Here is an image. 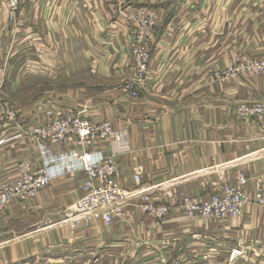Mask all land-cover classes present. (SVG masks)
I'll list each match as a JSON object with an SVG mask.
<instances>
[{
  "label": "crops",
  "instance_id": "crops-1",
  "mask_svg": "<svg viewBox=\"0 0 264 264\" xmlns=\"http://www.w3.org/2000/svg\"><path fill=\"white\" fill-rule=\"evenodd\" d=\"M142 8L157 25L150 77L133 99L122 89L133 77L123 15ZM263 10L264 0H22L10 23L0 3V101L18 109L16 124L0 123V139H11L0 145V184L15 181L23 162L43 166L40 147L19 136L45 121L44 105L111 122L123 143L104 141L93 154L115 156L124 188L148 190L140 200L170 210L154 221L137 199L112 226H74L66 221L86 175H57L35 199L4 210L0 264H215L219 248L228 263L238 250L235 263L264 264V206L251 203L242 221L220 223L182 208L184 198L210 197L215 181L240 174L250 197L264 192V126L238 116L242 104H264V76L213 78L239 55L264 56ZM46 77L65 87L37 91L39 82V97L22 101L25 87ZM72 149L81 150L69 143L51 152Z\"/></svg>",
  "mask_w": 264,
  "mask_h": 264
},
{
  "label": "built area",
  "instance_id": "built-area-1",
  "mask_svg": "<svg viewBox=\"0 0 264 264\" xmlns=\"http://www.w3.org/2000/svg\"><path fill=\"white\" fill-rule=\"evenodd\" d=\"M127 0H120L126 4ZM4 4L8 20L16 23L17 12L22 0H0ZM264 22V10L261 13ZM123 19L132 28L130 56L133 63V77L124 86L126 94L133 99L140 95V88L150 77L152 62V45L156 35L157 19L154 11L142 8L126 13ZM264 76V56L255 58L239 55L223 70L213 74L216 81L223 83L238 80L242 77ZM37 112L45 117V121L25 131L19 137H25L40 147L44 157L43 166L34 169L28 162L19 166V176L13 182L0 184V217L10 203H25L35 199L49 187L57 175L81 170L86 179L83 183L84 195L75 203L72 218L66 222L74 226L81 222L98 221L105 226H112L115 219L124 215L130 203L135 202L148 190L126 189L121 184L122 166L115 156L100 157L91 151L104 141L113 140L122 144L124 135L116 131L109 121H95L82 113H69L61 109L45 108L40 105ZM238 116L243 120H251L264 126V104H242L238 107ZM18 109L0 101V123L5 126L17 123ZM11 139H0V145ZM72 143L80 151L72 149L54 156L51 148L56 145ZM135 183L141 184L140 174L134 177ZM237 186L226 183L215 187V191L207 198L183 199L182 208L188 218L202 221H229L239 219L244 206L255 203L264 206V192L260 190L254 198L246 193L248 180L241 175L237 178ZM138 207L154 221H162L170 213L169 207L155 205L140 200ZM233 252V257L236 255Z\"/></svg>",
  "mask_w": 264,
  "mask_h": 264
},
{
  "label": "rangeland",
  "instance_id": "rangeland-1",
  "mask_svg": "<svg viewBox=\"0 0 264 264\" xmlns=\"http://www.w3.org/2000/svg\"><path fill=\"white\" fill-rule=\"evenodd\" d=\"M66 80H55V81H53V80H50V79H48L47 77L46 78H44L43 80H41V79H37L36 80V82L34 83V81H33V84H32V82H30V84L29 85H27L26 87H25V89H24V91H23V93H22V96H24V98L25 99H23L22 101H26V100H28V99H32V100H34V99H37L38 97H39V95L38 94H33V90H35V88H36V85L37 84H39V82H41V83H44L45 85L44 86H42L41 87V89L40 90H37V91H46V92H48V91H53L54 89H56V88H63V87H65V85H64V82H65ZM70 81V80H69ZM75 82H76V79H73V83L75 84ZM127 83V81H125L124 82V84L122 85V89H124V86H125V84ZM71 89H72V87H71ZM75 89H78L77 87H75ZM35 92V91H34ZM127 95V94H126ZM35 97V98H34ZM3 102V101H2ZM13 107H16V104L14 105V104H11ZM119 132V131H118ZM123 135H124V133H123ZM124 139H125V137H124ZM106 142V141H105ZM102 143V142H101ZM99 145V144H98ZM75 171H77V170H75ZM79 171H81V170H79ZM74 172V171H73ZM241 175H243V174H240V175H238L237 177H236V181H237V178L239 177V176H241ZM244 176V175H243ZM246 177V176H245ZM246 179L248 180V178L246 177ZM236 181H234V183H229V185L230 184H232L233 186H237V184H236ZM224 185H226V183L225 182H220V181H215V183H213L212 184V186H213V188H214V191H215V187L216 186H218V187H222V186H224ZM82 189H83V186H82ZM131 190V189H130ZM214 191H213V193H214ZM259 192V191H258ZM257 192V193H258ZM83 193H84V190H83ZM212 193V194H213ZM211 194V195H212ZM77 202V201H76ZM75 202V203H76ZM254 205H257V204H255V203H253ZM75 205V204H74ZM249 205V204H248ZM247 206V205H246ZM258 206V205H257ZM128 207V206H127ZM245 207V206H244ZM244 209V208H243ZM241 217H242V215H241ZM239 218V219H235V220H229V221H226V222H237V221H239L240 219V221H242V218ZM190 219H192V218H190ZM156 221V220H155ZM94 222H98V221H94ZM207 222V221H206ZM208 222H210V221H208ZM217 222H223V221H217ZM219 250H221L222 252L221 253H217V254H215L216 256V258L218 257V260H217V263H215V264H237V263H235V260L239 257V256H241L242 254V252H240V251H238V250H235L237 253H236V255H235V257H233V252H232V256H231V263H228V260L227 259H224V257H223V255H224V249L223 248H219ZM209 264V263H208ZM244 264H246V263H244Z\"/></svg>",
  "mask_w": 264,
  "mask_h": 264
}]
</instances>
